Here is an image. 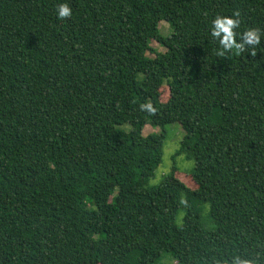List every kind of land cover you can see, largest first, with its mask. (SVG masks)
<instances>
[{
    "label": "trees",
    "instance_id": "16d2710c",
    "mask_svg": "<svg viewBox=\"0 0 264 264\" xmlns=\"http://www.w3.org/2000/svg\"><path fill=\"white\" fill-rule=\"evenodd\" d=\"M218 16L259 43L223 49ZM166 256L264 264V0H0V264Z\"/></svg>",
    "mask_w": 264,
    "mask_h": 264
},
{
    "label": "rangeland",
    "instance_id": "374dc122",
    "mask_svg": "<svg viewBox=\"0 0 264 264\" xmlns=\"http://www.w3.org/2000/svg\"><path fill=\"white\" fill-rule=\"evenodd\" d=\"M159 29L163 34H167L170 31L169 24L166 21L159 22ZM151 46L158 51H164V48L155 40L151 41ZM166 97H167V87L164 85L161 89V99H165ZM155 131H159V128H153L149 125H145L143 128L144 135H147L148 133L155 132ZM166 131H167V140H166V144L164 147L161 163L159 164L157 170L155 171L154 176L148 179L147 184L159 183L164 178L166 173L170 170L169 166H171V164L169 165V163H170L171 154H173L175 150L177 149L178 140L183 134L182 129L178 123H172L171 125L167 126ZM176 164L178 165L177 168L180 172L189 173L192 168L193 161L191 158L188 159L185 156L178 157V158L176 157ZM186 184L189 185L190 182L186 181ZM205 207H206L205 210L202 208L204 213L207 211V208H208L207 206ZM183 214H184L183 209L178 211L176 215L177 223H181ZM163 263L164 264H176L175 261L169 256H166L165 258H163Z\"/></svg>",
    "mask_w": 264,
    "mask_h": 264
},
{
    "label": "clouds",
    "instance_id": "9594fccd",
    "mask_svg": "<svg viewBox=\"0 0 264 264\" xmlns=\"http://www.w3.org/2000/svg\"><path fill=\"white\" fill-rule=\"evenodd\" d=\"M56 15L58 19L70 18L72 10L65 2H60L56 6ZM234 16H238L239 13H234ZM238 20L228 17H216L212 24L211 35L215 37H221L219 42L225 50H232L235 54H240L246 44L256 45L259 43L260 33L256 29H248L243 33V42L236 43L234 41L233 29L238 26ZM222 54V53H221ZM149 111L151 108L149 107ZM236 264H239L237 261Z\"/></svg>",
    "mask_w": 264,
    "mask_h": 264
}]
</instances>
